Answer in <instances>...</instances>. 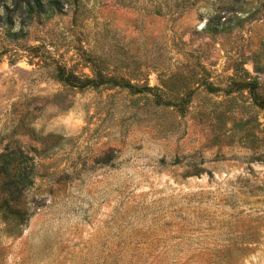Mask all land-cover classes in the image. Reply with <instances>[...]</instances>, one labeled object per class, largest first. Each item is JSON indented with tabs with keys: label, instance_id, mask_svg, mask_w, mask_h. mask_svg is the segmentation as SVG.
Wrapping results in <instances>:
<instances>
[{
	"label": "rangeland",
	"instance_id": "374dc122",
	"mask_svg": "<svg viewBox=\"0 0 264 264\" xmlns=\"http://www.w3.org/2000/svg\"><path fill=\"white\" fill-rule=\"evenodd\" d=\"M42 2L0 0V264H264V0Z\"/></svg>",
	"mask_w": 264,
	"mask_h": 264
},
{
	"label": "trees",
	"instance_id": "16d2710c",
	"mask_svg": "<svg viewBox=\"0 0 264 264\" xmlns=\"http://www.w3.org/2000/svg\"><path fill=\"white\" fill-rule=\"evenodd\" d=\"M21 1V0H20ZM26 4H30V0H24ZM38 6L37 11L41 12L43 2L42 0H32ZM57 0H50L48 4L56 3ZM251 62L256 71L264 70V44L258 50H254L251 55ZM243 63V62H242ZM264 82H260L262 92L255 93L256 99L260 102V106L264 108ZM17 154L24 160L28 155L21 151L18 147L8 149L0 152V219L3 223L12 225L13 227L19 226L25 220L26 208L17 204L25 190V187L30 183V174L33 166L28 169L27 165L18 166L16 163Z\"/></svg>",
	"mask_w": 264,
	"mask_h": 264
}]
</instances>
